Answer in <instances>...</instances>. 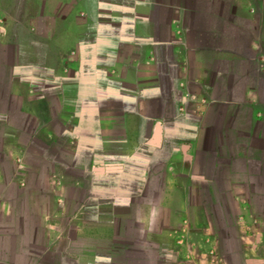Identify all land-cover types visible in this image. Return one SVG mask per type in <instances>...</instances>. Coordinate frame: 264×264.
I'll return each instance as SVG.
<instances>
[{"label": "crops", "instance_id": "0c3cea01", "mask_svg": "<svg viewBox=\"0 0 264 264\" xmlns=\"http://www.w3.org/2000/svg\"><path fill=\"white\" fill-rule=\"evenodd\" d=\"M0 51V264L264 247V0H0Z\"/></svg>", "mask_w": 264, "mask_h": 264}, {"label": "rangeland", "instance_id": "374dc122", "mask_svg": "<svg viewBox=\"0 0 264 264\" xmlns=\"http://www.w3.org/2000/svg\"><path fill=\"white\" fill-rule=\"evenodd\" d=\"M2 58L3 52L0 51V59ZM240 227L241 226L238 225L232 226L231 228H229L225 235L226 242L228 244L224 246V251H230L233 255L231 263L225 260L226 263L222 262L219 264H264V247L261 246L259 249L254 250L252 246V244L255 242L256 237V235H254L255 226L251 225L249 229L251 231V236L245 239L242 238L244 231L241 229L242 227ZM243 240H245L247 244L249 243V246L247 247L249 251L247 252V254L245 253V255H248V257H244L242 251L240 250V246H242L241 244Z\"/></svg>", "mask_w": 264, "mask_h": 264}]
</instances>
